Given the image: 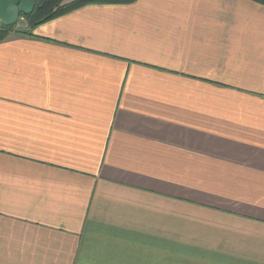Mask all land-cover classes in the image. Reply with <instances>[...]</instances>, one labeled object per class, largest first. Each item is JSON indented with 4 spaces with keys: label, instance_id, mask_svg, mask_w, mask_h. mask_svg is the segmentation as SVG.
Listing matches in <instances>:
<instances>
[{
    "label": "crops",
    "instance_id": "crops-1",
    "mask_svg": "<svg viewBox=\"0 0 264 264\" xmlns=\"http://www.w3.org/2000/svg\"><path fill=\"white\" fill-rule=\"evenodd\" d=\"M0 264H264V4H91L0 42Z\"/></svg>",
    "mask_w": 264,
    "mask_h": 264
},
{
    "label": "trees",
    "instance_id": "trees-1",
    "mask_svg": "<svg viewBox=\"0 0 264 264\" xmlns=\"http://www.w3.org/2000/svg\"><path fill=\"white\" fill-rule=\"evenodd\" d=\"M137 0H36V7L32 15L22 16L26 23V29H18L19 22L12 27H5L1 23L0 27V42L5 41L10 33L15 29L24 34H30V31L39 25L62 17L79 8L91 4H130ZM264 4V0H254Z\"/></svg>",
    "mask_w": 264,
    "mask_h": 264
},
{
    "label": "water",
    "instance_id": "water-1",
    "mask_svg": "<svg viewBox=\"0 0 264 264\" xmlns=\"http://www.w3.org/2000/svg\"><path fill=\"white\" fill-rule=\"evenodd\" d=\"M36 0H0V23L5 27L16 25L22 16H30Z\"/></svg>",
    "mask_w": 264,
    "mask_h": 264
},
{
    "label": "rangeland",
    "instance_id": "rangeland-1",
    "mask_svg": "<svg viewBox=\"0 0 264 264\" xmlns=\"http://www.w3.org/2000/svg\"><path fill=\"white\" fill-rule=\"evenodd\" d=\"M0 27H1V23H0ZM26 27H27L26 21L23 18H21V20L19 22V25H18V29L19 30L20 29H26Z\"/></svg>",
    "mask_w": 264,
    "mask_h": 264
}]
</instances>
